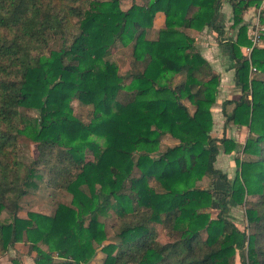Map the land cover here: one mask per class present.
I'll list each match as a JSON object with an SVG mask.
<instances>
[{"label":"trees","instance_id":"1","mask_svg":"<svg viewBox=\"0 0 264 264\" xmlns=\"http://www.w3.org/2000/svg\"><path fill=\"white\" fill-rule=\"evenodd\" d=\"M223 2L235 32L224 44L240 90L222 104L224 128L248 129V158L235 159L231 180L215 162L239 145L226 130L212 136L220 77L192 36L205 29L218 41L224 36ZM258 5L0 0V259L22 243L34 264H88L99 251L101 264H264V46L246 56L243 19ZM157 13L164 26L150 38ZM259 22L264 27V10ZM117 45L130 47L135 73L119 74L110 58ZM74 102L91 107L86 123L74 115ZM20 138L36 144L28 164L18 158ZM36 180L72 195L70 204L57 203L52 216L20 218ZM217 180L224 190L215 201ZM231 204L245 209L243 230L226 217ZM111 214L109 239L101 219Z\"/></svg>","mask_w":264,"mask_h":264},{"label":"rangeland","instance_id":"2","mask_svg":"<svg viewBox=\"0 0 264 264\" xmlns=\"http://www.w3.org/2000/svg\"><path fill=\"white\" fill-rule=\"evenodd\" d=\"M103 1H106V0H103ZM129 6H130L129 1L122 2L120 4V7L123 10L128 9ZM252 9L253 8H251V10ZM156 15L153 20L152 29L150 30L148 34L150 38H153L156 35L159 28L161 27V25L159 24L160 22L159 19H160V16L163 17V14H159L160 16H156ZM252 17L253 15L251 14L249 16V21L247 20L249 37L251 36ZM207 35L209 34H206V36ZM263 46H264V39H262L259 42L258 46L256 47L258 48V47H263ZM110 58L117 63L119 70H120L119 74L121 76L136 72L135 68L133 67L132 58H131V49L129 46L122 47V46L117 45L116 48H114L112 56ZM182 80H183V76L179 75L175 77L174 81L176 84H178L182 82ZM185 105L188 107V111L192 113L193 111L192 107L187 103H185ZM72 108H73L74 115H76L78 118L83 120L85 123L88 121V113L91 110V107H83L79 105L77 102H74L72 103ZM27 114L30 116L36 117V114L34 112H27ZM168 144L172 145V143H168ZM239 152H242V148L238 150V153ZM17 153H18L19 160L23 162L24 164H28L32 160H34L36 157V153H37L36 144L31 142L30 140L20 138L18 141ZM238 153L237 152L235 153L238 159L240 158V160H245L248 158L247 156V158L242 159V157H240L239 156L240 154ZM87 157L91 158L89 153H87ZM36 182L38 184V190L25 196L21 201V212L19 214L20 218H27V214L31 212L45 215V216H52L56 209L57 203L60 202V203L68 204V205L70 204L72 195L66 193L65 191H54V190L48 189L44 184V180H36ZM216 182L218 183H215V185L213 186V197L215 201L220 199L222 191L224 190V185L222 181L217 180ZM208 183L209 182L207 181V179H204V181H202L201 183V186L203 187L206 185L208 186ZM214 208H217L216 203L214 204ZM216 210L217 209H213L212 211H210L212 216L215 215ZM244 210L245 209L243 206L240 207V206L233 205L230 208V212L226 216L229 219V221H232L233 223H235L240 230H243L244 228H246V218H245ZM2 219L3 220L6 219V214L2 216ZM115 220L116 218L113 214H111V216L108 218L101 219V222L105 225V232L109 239H112L114 235L112 226L114 225ZM154 228L159 232V228L157 226H154ZM162 240H164V238H162ZM34 255L35 253L29 250L28 245L20 243L19 245H16V248L10 249L8 253L0 259V264H34L33 262ZM104 257L105 256H103V254L99 251L96 253L95 257H93L90 260L88 264H101ZM60 262H62V259H59V258L54 259L55 264H59ZM236 264H238V260L236 261Z\"/></svg>","mask_w":264,"mask_h":264},{"label":"crops","instance_id":"3","mask_svg":"<svg viewBox=\"0 0 264 264\" xmlns=\"http://www.w3.org/2000/svg\"><path fill=\"white\" fill-rule=\"evenodd\" d=\"M220 13L222 20L219 23V26L224 30L225 33L219 41L216 40V37L206 29L202 32H194L192 36L195 39V46L200 52L201 56L209 63L212 70L220 77V85L218 88V95L216 97L217 100L211 108V114L213 118L212 136L215 138H221L223 131L226 130L227 137L232 139L240 146V148H242L248 136L247 127H239L233 124H228L224 128L225 118L221 112L222 104L227 102V100L232 101L237 99L240 96V90L234 84V69L232 68V63L229 60L228 49L224 44V42L233 39L235 33L234 29H231L232 14L229 3L223 2L222 7L220 8ZM159 14L161 13H157L156 16H160ZM251 14H253V9L245 12L243 16L245 23H247V20L249 21V16ZM163 17L160 16L159 24L161 27L159 29L163 28L164 26ZM206 34L209 35L206 36ZM232 108L233 105L226 106L227 111L232 110ZM235 153L236 152L224 154L221 152L218 154L215 162V168L226 174L229 180L233 178L236 171L235 159L238 157L235 155ZM238 154H240L239 156L242 157V159L247 158V156L242 152H239Z\"/></svg>","mask_w":264,"mask_h":264},{"label":"built area","instance_id":"4","mask_svg":"<svg viewBox=\"0 0 264 264\" xmlns=\"http://www.w3.org/2000/svg\"><path fill=\"white\" fill-rule=\"evenodd\" d=\"M259 7L253 8V17L251 20V36L249 37L251 41V46L244 49V53L248 57L250 55L251 49L253 47L258 46L259 42L262 40V37L264 35V27L260 24L259 18L261 15V12L264 10V0H260ZM256 70L254 68H251V73H255Z\"/></svg>","mask_w":264,"mask_h":264}]
</instances>
